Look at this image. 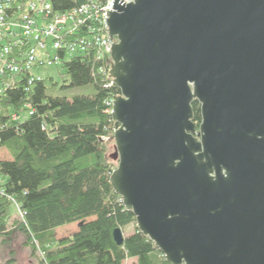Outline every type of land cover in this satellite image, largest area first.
Listing matches in <instances>:
<instances>
[{
  "label": "water",
  "instance_id": "95a60500",
  "mask_svg": "<svg viewBox=\"0 0 264 264\" xmlns=\"http://www.w3.org/2000/svg\"><path fill=\"white\" fill-rule=\"evenodd\" d=\"M113 9L115 193L171 264H264V0Z\"/></svg>",
  "mask_w": 264,
  "mask_h": 264
},
{
  "label": "trees",
  "instance_id": "16d2710c",
  "mask_svg": "<svg viewBox=\"0 0 264 264\" xmlns=\"http://www.w3.org/2000/svg\"><path fill=\"white\" fill-rule=\"evenodd\" d=\"M51 1L54 11L63 14L88 0ZM60 56L68 78L64 87L91 85L92 94L55 97L43 79L29 91L18 82L0 98V149L11 156L0 159V239L24 235L40 264H125L131 259L134 264H171L137 226L123 245L115 242L116 229L137 225L111 185L115 165L105 141L119 126L107 102L121 92L100 73L94 50ZM193 111L199 128L198 101ZM24 112L29 113L25 120ZM76 223L75 233L56 237L57 229Z\"/></svg>",
  "mask_w": 264,
  "mask_h": 264
},
{
  "label": "built area",
  "instance_id": "2783aa9c",
  "mask_svg": "<svg viewBox=\"0 0 264 264\" xmlns=\"http://www.w3.org/2000/svg\"><path fill=\"white\" fill-rule=\"evenodd\" d=\"M114 3L115 0H88L60 14L54 11L51 0H0V98L18 82H25L29 91L43 80L34 74V69L63 62L61 52L66 57L69 52L78 55L88 49L95 51L96 59L102 63L100 73L114 87L110 71L116 40L111 39L107 24V13L114 11ZM51 51L55 52L54 58ZM114 100L107 102L111 115ZM27 108L31 109V105ZM3 183L0 175L1 194Z\"/></svg>",
  "mask_w": 264,
  "mask_h": 264
},
{
  "label": "rangeland",
  "instance_id": "374dc122",
  "mask_svg": "<svg viewBox=\"0 0 264 264\" xmlns=\"http://www.w3.org/2000/svg\"><path fill=\"white\" fill-rule=\"evenodd\" d=\"M72 55L75 54L70 52L67 53L66 59H69ZM50 56L54 58L55 52L51 51ZM61 65L62 61L59 63H53L50 66L46 64L43 67L34 69V74L36 76L42 77L43 79H47L48 93L50 95L55 97H67L69 99H72L74 96L77 95H90L94 92V88L91 85L75 88L64 87L68 85V78L66 77V75H64L65 72L62 69ZM28 117V112H24L21 115V119L23 120L27 119ZM116 130H114V132ZM114 132L109 138L105 139L108 145L107 154L109 158L110 155H113L115 153V142L111 140L114 135ZM0 159L11 160V156L5 148L0 149ZM111 161L114 163L116 169L118 167V163L113 160ZM136 226L137 225H131L129 227H126L123 231L124 237L133 233ZM78 228L79 225L77 223L61 227L56 230V237L58 239H61L72 235L73 232H76L78 230ZM71 229L73 231H71ZM25 243L26 239L24 235H16L15 237H12L9 241L6 242H4L3 239H0V264H40L37 258L33 256L31 248L26 246ZM130 263L131 261H128V263L126 262L125 264Z\"/></svg>",
  "mask_w": 264,
  "mask_h": 264
},
{
  "label": "crops",
  "instance_id": "0c3cea01",
  "mask_svg": "<svg viewBox=\"0 0 264 264\" xmlns=\"http://www.w3.org/2000/svg\"><path fill=\"white\" fill-rule=\"evenodd\" d=\"M68 228H70V227H68ZM70 230V229H69ZM71 231H73L72 229H71ZM73 233H75V232H73ZM70 236V235H69ZM68 237V236H67ZM65 238V237H64ZM128 261H131V263L130 264H134V263H136L137 261H136V259H131V260H127V263H128Z\"/></svg>",
  "mask_w": 264,
  "mask_h": 264
}]
</instances>
